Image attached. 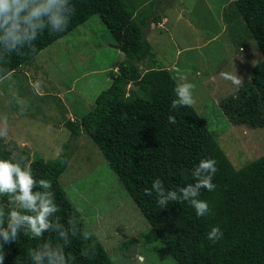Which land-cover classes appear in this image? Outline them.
Wrapping results in <instances>:
<instances>
[{
    "label": "trees",
    "instance_id": "16d2710c",
    "mask_svg": "<svg viewBox=\"0 0 264 264\" xmlns=\"http://www.w3.org/2000/svg\"><path fill=\"white\" fill-rule=\"evenodd\" d=\"M145 2L72 0L76 11L65 32L53 34L46 30L35 41V52L24 51L8 58L6 69L11 74L94 14L123 52L115 71L109 73V86L97 94L92 108L79 119L64 121L69 137L63 150L52 159H30L22 152V166H31L37 178L52 182L62 222L71 218L81 229H87L60 185L59 176L78 141L88 136L149 223L161 248L177 264H264V153L236 168L193 106L171 108L177 81L168 68L157 65L145 29L149 21L159 22L160 16L156 11L151 16L136 13ZM229 7L232 14L224 12V16L236 23L231 29L241 27L237 18L241 19L243 30L254 40L262 57L253 64L249 80L220 99L219 106L232 124L264 127V0H231ZM144 60L151 65L141 70L138 63ZM130 84L136 87H128ZM170 115L176 118L175 124L169 123ZM3 146L0 138V159H11L13 152ZM208 158L216 161L217 171L212 181L215 189H201L198 197L209 205L206 215L198 217L186 201L169 202L167 208H161L155 194L145 195V189H150L157 178L165 189L193 183L191 170L199 160ZM10 207L9 198L0 197V209L7 211ZM214 226L223 233L215 243L207 239ZM49 235L46 233L45 238ZM39 242L21 236L17 243L5 245L4 264H30L27 250ZM87 246L95 249L91 260L82 256L84 242L72 239L66 252L74 264H111L94 236Z\"/></svg>",
    "mask_w": 264,
    "mask_h": 264
},
{
    "label": "rangeland",
    "instance_id": "374dc122",
    "mask_svg": "<svg viewBox=\"0 0 264 264\" xmlns=\"http://www.w3.org/2000/svg\"><path fill=\"white\" fill-rule=\"evenodd\" d=\"M230 2L146 0L136 13L159 14V22L149 21L145 29L157 65L168 68L177 83V77L184 75L195 85L193 107L205 118L232 164L239 168L264 153V127L251 128L228 121L219 100L239 87L221 74L235 72L243 84L262 55L243 30L241 19L237 21L242 26L236 31L231 29L236 23L228 22L224 16V12L232 14ZM232 19L235 21L234 16ZM113 43L112 34L94 14L39 52L38 59L43 57L50 71L39 70L40 81L33 82V77H29L39 62L35 56L24 63L28 65V75L18 70L10 81L0 83V115H7L8 125L15 117H19L20 124L21 120L25 122L19 136L8 133L0 137L3 147L13 153L23 152L30 159H52L58 155L69 137V130L60 125L66 121L65 101L80 103L82 108L77 110L81 115L92 108L97 94L109 86V73L115 71L110 63L116 52L108 45ZM150 65L148 60L138 63L141 70ZM37 82L40 95L33 89ZM20 104L25 109L23 115ZM59 182L76 210L82 209L78 213L87 229L95 233L93 236L110 258L118 257V264H139L141 256L145 264H177L161 248L163 245L149 223L88 136L78 141Z\"/></svg>",
    "mask_w": 264,
    "mask_h": 264
},
{
    "label": "clouds",
    "instance_id": "9594fccd",
    "mask_svg": "<svg viewBox=\"0 0 264 264\" xmlns=\"http://www.w3.org/2000/svg\"><path fill=\"white\" fill-rule=\"evenodd\" d=\"M75 11L72 0H0V83L11 80L6 64L12 54L35 52V41L46 30L53 34L65 32ZM221 75L234 86L242 85V79L235 72ZM177 80L179 82L174 88L176 98L172 100L171 108L193 106L195 85L188 82L184 75L178 76ZM33 89L42 94L38 82L33 84ZM24 111L20 104V114L23 115ZM168 120L171 124L176 123L172 115ZM7 134L8 117L0 115V137ZM23 159L17 153H13L11 159H0V197H8L11 205L7 211L0 209V264H4L5 245L17 243L21 236L40 241L27 250L30 264H74L71 255L66 252L73 238L84 242L81 249L83 258L93 259L95 249L89 248L87 242L95 233L81 229L71 218L67 223L62 222L52 182L37 178L31 166H22ZM216 171L214 159H201L191 170L193 183L178 189H165L163 182L157 178L152 181L150 189H145V195L152 197L155 194L161 208H167L169 202L186 201L198 217L204 216L210 211L209 205L198 197L201 189H215L212 181ZM46 233L50 234L48 238H45ZM222 235L219 226H214L207 233V239L215 243ZM110 259L111 264H118L116 255ZM139 264H145L143 256L139 258Z\"/></svg>",
    "mask_w": 264,
    "mask_h": 264
},
{
    "label": "crops",
    "instance_id": "0c3cea01",
    "mask_svg": "<svg viewBox=\"0 0 264 264\" xmlns=\"http://www.w3.org/2000/svg\"><path fill=\"white\" fill-rule=\"evenodd\" d=\"M58 40V39H57ZM149 40V39H148ZM55 42V41H54ZM53 42V43H54ZM110 47H112L114 50H115V57L113 58V61L110 63L113 65V70L116 69V64L118 61L122 60L123 59V52L117 47V45L115 43L113 44H108ZM49 46V45H48ZM47 46V47H48ZM45 47V48H47ZM43 48V49H45ZM42 49V50H43ZM55 49V48H54ZM40 50V51H42ZM39 51V52H40ZM39 52L35 55L36 56V59L39 61L38 63H36V65L34 66V69H33V74H29V77H33V82L37 81V80H41L42 78V75H40L38 73L39 70H43V72H50L49 70H47L48 68V63L45 61V59L43 57H40V59H38V56L40 55ZM34 56V57H35ZM122 57V59H121ZM109 64V65H110ZM108 65V67H109ZM28 65L27 64H22L20 65L17 69H15L11 75H14L18 70H24L26 73L25 75H28ZM91 72L93 70H90ZM109 81H110V76H109ZM110 84V82H109ZM66 93L69 92V88L65 90ZM34 93L38 94L37 92L34 91ZM40 95V94H38ZM83 100H86V99H83ZM78 108H82V105H80V103H74L73 100H66L65 101V111H64V114H63V117L67 120V119H70V120H75V119H79V117L81 116V114H79L80 112H78ZM76 111L77 113L75 114L74 111ZM19 117H15L11 120V123L8 125V133L9 134H12L14 133L15 136H19L20 135V128L23 127L22 125L25 123L23 120H21V124L19 123ZM16 124V125H15ZM63 123H61L60 125H62ZM24 128V127H23ZM25 129V128H24Z\"/></svg>",
    "mask_w": 264,
    "mask_h": 264
}]
</instances>
